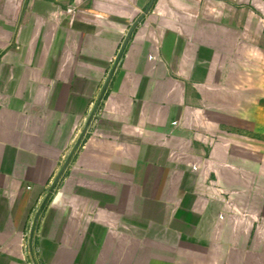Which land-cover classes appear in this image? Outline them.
Returning a JSON list of instances; mask_svg holds the SVG:
<instances>
[{
  "label": "crops",
  "instance_id": "obj_1",
  "mask_svg": "<svg viewBox=\"0 0 264 264\" xmlns=\"http://www.w3.org/2000/svg\"><path fill=\"white\" fill-rule=\"evenodd\" d=\"M149 3L0 0V264L46 199L41 264H264V0H156L90 122Z\"/></svg>",
  "mask_w": 264,
  "mask_h": 264
},
{
  "label": "water",
  "instance_id": "obj_2",
  "mask_svg": "<svg viewBox=\"0 0 264 264\" xmlns=\"http://www.w3.org/2000/svg\"><path fill=\"white\" fill-rule=\"evenodd\" d=\"M155 2H156V0H150V3H149V5H148L147 9H146V10L144 11V13H143V14H142V15H141V16H140V17L134 22V24L132 25L131 29L129 30V32H128V34H127V36H126V38H125V40H124V42H123V45H122V47H121V49H120V52H119V54H118V56H117V59H116V62H115L114 68L112 69V71H111V73H110V75H109V77H108V80H107V82H106V84H105V86H104V88H103V90H102L101 96H100V98L98 99V102H97V104H96V106H95V109H94V111H93V113H92V116H91L90 122L92 121V119H93V117H94V115H95V113H96V111H97V109H98L100 103H101L102 100H103V97H104V95H105V93H106V91H107V88H108V86H109V84H110V82H111V79H112V77H113V75H114V73H115V70H116L117 66L120 64V62H121V60H122V57H123V55H124V53H125V50H126V48H127V46H128V43H129L131 37H132V35H133V32L135 31V29L137 28V26L143 21V19L145 18V16L151 11V9L153 8ZM90 122H89V124H90ZM89 124H88V125H89ZM84 134H85V131H84V133L82 134L81 138L79 139L77 145H76L75 148L73 149V151H72V153H71V155H70V157H69V161H70V159L73 157V155H74V153L77 151V149L79 148V146H80V144H81V142H82V139H83V137H84ZM69 161H67L66 166L68 165ZM61 175H62V172L60 173L59 177L56 179V181H55V183H54L53 186H56V184H57V182L59 181V178H60ZM47 198H48V197H47ZM46 202H47V199H46V200L44 201V203L42 204L41 209H40L39 214H38V217H39L40 213L42 212V210H43V208H44ZM38 217H37V219H38ZM37 219H36V221H35V223H34V226H33V229H32V239H33V235H34V232H35V226H36Z\"/></svg>",
  "mask_w": 264,
  "mask_h": 264
},
{
  "label": "rangeland",
  "instance_id": "obj_3",
  "mask_svg": "<svg viewBox=\"0 0 264 264\" xmlns=\"http://www.w3.org/2000/svg\"><path fill=\"white\" fill-rule=\"evenodd\" d=\"M264 136V134H263ZM263 249H264V241H263ZM30 245H31V250H30ZM25 250L28 252L27 255H28V264H41L40 262V258H39V251L38 249L36 248V241H33V239H31V243L29 241H27L26 243V248Z\"/></svg>",
  "mask_w": 264,
  "mask_h": 264
}]
</instances>
